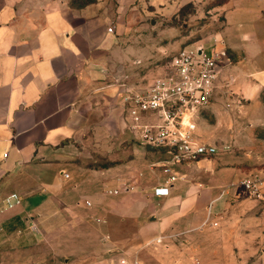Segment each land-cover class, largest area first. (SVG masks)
Instances as JSON below:
<instances>
[{"label":"crops","instance_id":"1","mask_svg":"<svg viewBox=\"0 0 264 264\" xmlns=\"http://www.w3.org/2000/svg\"><path fill=\"white\" fill-rule=\"evenodd\" d=\"M139 2L116 0L109 16L0 0V264H132L136 251L140 264H213L208 237L194 231L214 199H223L215 211L227 204L217 189L225 168L201 159L174 168L180 179L167 185L150 169L158 154L123 128L118 79L162 71L161 35L128 24ZM241 7L226 11L225 33L247 36L233 71L241 94H257L264 68L251 60L261 42ZM149 171L159 174L154 184ZM166 185L169 195H155ZM170 233L181 234L146 245Z\"/></svg>","mask_w":264,"mask_h":264},{"label":"rangeland","instance_id":"2","mask_svg":"<svg viewBox=\"0 0 264 264\" xmlns=\"http://www.w3.org/2000/svg\"><path fill=\"white\" fill-rule=\"evenodd\" d=\"M24 1L34 8L56 4L82 10L88 15L113 16L116 9V0ZM139 3L128 16V24H145L150 28L151 36L154 33L161 35L158 58L161 61H164L166 50L175 51L186 44L207 41L216 35L224 38L237 62L240 56L236 44L248 38L241 36L238 30L229 35L225 33V13L237 4L242 5L241 8L247 12L246 18L256 20L253 24L261 42V52L251 60L252 65L264 68V0H140ZM233 73L237 78L234 94L226 96L218 91L197 122L204 140L227 145L226 152L213 159L214 167L225 168V171L217 173L218 198L226 186L235 185L223 195L227 204L215 211L223 199L215 202L213 213L207 219L206 210L202 227L194 233H205L208 237V258L213 264H264V201L250 197L239 185L244 178H264V89L257 94H241L238 90L241 78L238 72ZM149 155L153 159L151 162L157 159V155ZM174 168L190 171L192 163L175 165ZM158 175L149 171V184H154ZM182 241V244L177 243L178 246H185L186 240ZM226 246L227 254H222Z\"/></svg>","mask_w":264,"mask_h":264},{"label":"built area","instance_id":"3","mask_svg":"<svg viewBox=\"0 0 264 264\" xmlns=\"http://www.w3.org/2000/svg\"><path fill=\"white\" fill-rule=\"evenodd\" d=\"M163 54L164 61L160 58L155 63L162 68L160 73L137 80H130L125 74L118 79V84L122 87L123 128L144 148L152 146L151 150L158 156L150 163V169H161L168 176L165 181L168 185L180 179L175 165L213 159L226 152V144L204 140L197 119L218 91L226 96L234 94L236 77L234 59L221 36L214 35L207 41L186 44ZM167 185L155 188V195H169ZM233 185L235 183L226 186L221 196ZM239 185L250 197L264 201L263 177L244 178ZM106 192L116 194L120 188H110ZM12 196L17 197V194ZM212 203L208 206L207 219L212 214ZM92 204L86 201L87 206ZM180 234H161L146 245L160 243L166 238L176 239ZM132 256V264L141 263L138 251ZM120 262L127 264L128 260L121 258Z\"/></svg>","mask_w":264,"mask_h":264},{"label":"water","instance_id":"4","mask_svg":"<svg viewBox=\"0 0 264 264\" xmlns=\"http://www.w3.org/2000/svg\"><path fill=\"white\" fill-rule=\"evenodd\" d=\"M148 149H152V146H148Z\"/></svg>","mask_w":264,"mask_h":264}]
</instances>
